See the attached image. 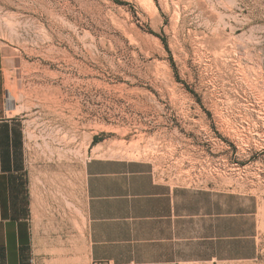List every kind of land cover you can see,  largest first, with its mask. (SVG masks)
Segmentation results:
<instances>
[{
	"label": "rangeland",
	"instance_id": "obj_1",
	"mask_svg": "<svg viewBox=\"0 0 264 264\" xmlns=\"http://www.w3.org/2000/svg\"><path fill=\"white\" fill-rule=\"evenodd\" d=\"M0 67L32 173L147 162L229 195L257 253L228 264H264V0H0Z\"/></svg>",
	"mask_w": 264,
	"mask_h": 264
},
{
	"label": "crops",
	"instance_id": "obj_2",
	"mask_svg": "<svg viewBox=\"0 0 264 264\" xmlns=\"http://www.w3.org/2000/svg\"><path fill=\"white\" fill-rule=\"evenodd\" d=\"M15 110L0 67V264H228L257 253L229 195L160 181L147 162L89 157L54 182L32 173Z\"/></svg>",
	"mask_w": 264,
	"mask_h": 264
}]
</instances>
